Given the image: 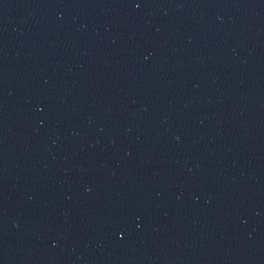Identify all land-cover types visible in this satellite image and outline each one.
Returning a JSON list of instances; mask_svg holds the SVG:
<instances>
[{"label":"water","instance_id":"obj_1","mask_svg":"<svg viewBox=\"0 0 264 264\" xmlns=\"http://www.w3.org/2000/svg\"><path fill=\"white\" fill-rule=\"evenodd\" d=\"M0 264H264V0H0Z\"/></svg>","mask_w":264,"mask_h":264}]
</instances>
